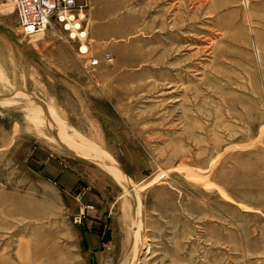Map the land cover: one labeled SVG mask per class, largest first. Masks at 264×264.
<instances>
[{
  "label": "rangeland",
  "instance_id": "1",
  "mask_svg": "<svg viewBox=\"0 0 264 264\" xmlns=\"http://www.w3.org/2000/svg\"><path fill=\"white\" fill-rule=\"evenodd\" d=\"M85 1L87 57L0 0V264H264V0Z\"/></svg>",
  "mask_w": 264,
  "mask_h": 264
},
{
  "label": "built area",
  "instance_id": "2",
  "mask_svg": "<svg viewBox=\"0 0 264 264\" xmlns=\"http://www.w3.org/2000/svg\"><path fill=\"white\" fill-rule=\"evenodd\" d=\"M11 1L16 12L18 26L25 35H32L59 26L63 33L74 43L83 57L88 56L89 43L86 21L87 2L77 0H8ZM87 66H96V58H87ZM110 61V57H107ZM81 215L75 218L81 222Z\"/></svg>",
  "mask_w": 264,
  "mask_h": 264
},
{
  "label": "crops",
  "instance_id": "3",
  "mask_svg": "<svg viewBox=\"0 0 264 264\" xmlns=\"http://www.w3.org/2000/svg\"><path fill=\"white\" fill-rule=\"evenodd\" d=\"M77 1L80 2L81 0ZM37 156L39 160L36 161V163L39 164V171L42 175H45L48 179L54 181L66 191L71 190L76 185L78 180L76 173L72 170L66 169L63 162L51 157L48 150L40 147L37 149ZM99 227L100 225H95L91 228V230L86 232V244L91 250L99 248L103 244L102 236L100 235L101 230H99Z\"/></svg>",
  "mask_w": 264,
  "mask_h": 264
},
{
  "label": "bare ground",
  "instance_id": "4",
  "mask_svg": "<svg viewBox=\"0 0 264 264\" xmlns=\"http://www.w3.org/2000/svg\"><path fill=\"white\" fill-rule=\"evenodd\" d=\"M256 52H258V50L256 49ZM66 142V141H65ZM73 145V144H72ZM71 144H68V148H70L71 150H73L74 152H76V151H78V149L80 148L79 146H72ZM81 151H82V149H80ZM79 150V151H80ZM79 151L77 152V153H79ZM85 155H86V153H85ZM102 164H103V166H105V163H106V161H103V162H101ZM113 165V164H112ZM108 170H111L112 171V175L118 180V182L119 181H122V179H123V176H122V174L121 173H119V172H116V171H114L113 170V168L111 167V164H109L107 167H106ZM191 173V172H190ZM124 180V179H123Z\"/></svg>",
  "mask_w": 264,
  "mask_h": 264
}]
</instances>
